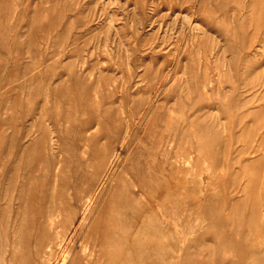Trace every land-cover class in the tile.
Instances as JSON below:
<instances>
[{"label": "rangeland", "instance_id": "374dc122", "mask_svg": "<svg viewBox=\"0 0 264 264\" xmlns=\"http://www.w3.org/2000/svg\"><path fill=\"white\" fill-rule=\"evenodd\" d=\"M0 264H264V0H0Z\"/></svg>", "mask_w": 264, "mask_h": 264}, {"label": "bare ground", "instance_id": "6f19581e", "mask_svg": "<svg viewBox=\"0 0 264 264\" xmlns=\"http://www.w3.org/2000/svg\"><path fill=\"white\" fill-rule=\"evenodd\" d=\"M63 261V260H62ZM62 263V262H61Z\"/></svg>", "mask_w": 264, "mask_h": 264}]
</instances>
